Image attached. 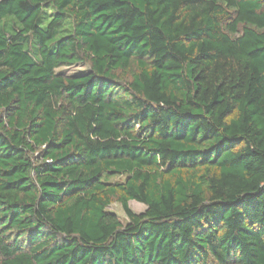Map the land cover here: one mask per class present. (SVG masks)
<instances>
[{"label": "trees", "instance_id": "trees-1", "mask_svg": "<svg viewBox=\"0 0 264 264\" xmlns=\"http://www.w3.org/2000/svg\"><path fill=\"white\" fill-rule=\"evenodd\" d=\"M0 264H264V0H0Z\"/></svg>", "mask_w": 264, "mask_h": 264}, {"label": "rangeland", "instance_id": "rangeland-1", "mask_svg": "<svg viewBox=\"0 0 264 264\" xmlns=\"http://www.w3.org/2000/svg\"><path fill=\"white\" fill-rule=\"evenodd\" d=\"M85 70L86 69L84 67L76 66V67L59 69V70H57V72L63 73L66 75H72V74H75V73H78L81 71L83 72ZM129 208L134 214H141L145 211V206L141 203L136 202V201H130L129 202ZM107 212L114 214L122 225L127 224L128 219H127L125 213L123 212L120 204H118V203L111 204L107 208Z\"/></svg>", "mask_w": 264, "mask_h": 264}]
</instances>
